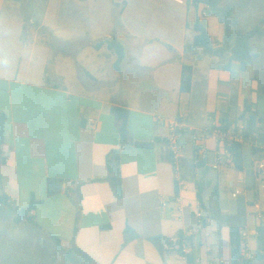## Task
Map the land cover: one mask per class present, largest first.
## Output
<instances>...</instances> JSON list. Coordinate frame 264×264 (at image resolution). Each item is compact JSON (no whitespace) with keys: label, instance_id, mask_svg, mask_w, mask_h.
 I'll list each match as a JSON object with an SVG mask.
<instances>
[{"label":"crops","instance_id":"crops-1","mask_svg":"<svg viewBox=\"0 0 264 264\" xmlns=\"http://www.w3.org/2000/svg\"><path fill=\"white\" fill-rule=\"evenodd\" d=\"M60 1H40L37 21L24 14L32 12L23 8L31 0H0V196L7 204H0V264H15L10 256L16 247L21 252L26 240L31 242L18 225L38 246L43 241L61 252L55 237L63 247H76L87 264H183L175 251L159 252L151 238L158 237L163 247L167 238L184 236L199 264L230 262V225H250L244 198L260 197L254 168L248 174L241 157L240 170L216 171L211 167L214 141H204L200 162L192 143V134L202 135L213 121L230 129L245 111L230 82L209 92L213 67L223 66L205 69V56H215L201 49L185 53L193 37L187 42L180 24L174 38L166 29L164 35L152 34L122 21L114 37L124 57L116 69L115 52L103 44L113 37L110 28L104 31L99 24L87 31L63 15L67 8L56 7ZM222 38L213 39V45ZM183 65L191 67L187 91L181 89ZM113 107L127 110L134 141L152 145L126 146ZM169 119L185 124L179 163L185 186L179 190L167 145ZM246 144L254 164L252 146ZM113 152L119 157L121 197L109 180L107 161ZM233 171L239 172L236 179ZM230 180L243 188V195L232 196ZM177 195L185 207L182 221L173 202ZM33 199L36 224L16 223L17 211ZM197 202L210 219L201 227L194 219ZM220 217L231 219L221 222Z\"/></svg>","mask_w":264,"mask_h":264},{"label":"rangeland","instance_id":"rangeland-1","mask_svg":"<svg viewBox=\"0 0 264 264\" xmlns=\"http://www.w3.org/2000/svg\"><path fill=\"white\" fill-rule=\"evenodd\" d=\"M25 2L26 0H22ZM40 1L31 0L29 5H24L23 8H28L30 13L25 12L26 18L36 19L40 17ZM116 3L114 4L113 3ZM187 0H61L60 8L64 9V16L70 17L78 26L84 27L87 31L102 24L104 31L107 27L115 38V34L120 29V23L124 21L131 28L134 26H142L147 32L152 34L157 33L164 35L166 29L170 36L174 38L177 35V28L183 26L187 32V42L191 40L194 34L193 27L188 28L185 24H193L196 15L199 14L201 22L205 25L208 31L213 35V39H220L224 36L225 28L232 34L245 33L254 27H259L264 32V0H220L221 7L232 6L234 9L231 18L227 23L219 20L215 13L207 15L202 14V10L196 11L193 6L185 4ZM25 4V3H24ZM56 2L52 3L55 7ZM123 12V17L121 16ZM37 23V22H36ZM172 30V28H174ZM173 31V32H172ZM174 33V34H173ZM253 48L256 57L253 63L246 71L239 69L238 63L233 62L229 67H225L228 60L225 58H216L205 56L201 63L205 69H208L212 64L222 65L220 69L213 67L212 76L210 77L209 92L215 93L217 88L228 86V82L233 86V92L239 97V100L246 106H249L252 112H256L258 130L264 131V35L256 36L253 41ZM177 50V49H176ZM202 52V51H201ZM53 64V63H52ZM75 70L77 66L73 67ZM229 85V87H231ZM239 86L240 94L237 87ZM240 102V103H241ZM245 106V107H246ZM240 118V117H239ZM236 119L240 124L244 123L243 119ZM234 122V124L236 123ZM245 126V125H244ZM240 132V131H239ZM200 133L197 134L199 136ZM251 144L250 142H248ZM255 160L264 159V151L253 154ZM242 161L248 174L252 173L254 168L253 161L249 152V145L243 146ZM238 171H233V179L238 176ZM256 179L254 178V181ZM236 182V180H234ZM259 182L256 181L257 190L260 192L259 202L264 211V190L261 189ZM255 197V196H253ZM9 213L14 214L13 210ZM25 221V220H24ZM11 222V220H10ZM16 222V221H15ZM17 223V222H16ZM19 223V222H18ZM18 232H24L26 239H31V242L26 240L24 250H19L16 247V252L10 256V260L15 264H83V261L68 257L63 251L56 252L52 250V246L45 245L43 241L40 246L36 245L34 238L24 231L21 225L16 227ZM254 243V244H253ZM257 248V239L250 243V247L245 251L244 255L247 259L253 261V264H264V258L257 260L255 249ZM4 253H2L3 255ZM5 255V254H4ZM81 260H83L81 258ZM225 264H230L228 261Z\"/></svg>","mask_w":264,"mask_h":264},{"label":"trees","instance_id":"trees-1","mask_svg":"<svg viewBox=\"0 0 264 264\" xmlns=\"http://www.w3.org/2000/svg\"><path fill=\"white\" fill-rule=\"evenodd\" d=\"M186 4L188 6H193L197 12L202 10L203 15H207L209 13H215L219 20L222 22L227 23L231 18V15L234 11L232 6L221 7L220 0H187ZM199 10V11H198ZM194 36L190 43L185 44V53L196 54L198 49L202 50V53L205 55L221 57L227 56L228 64L225 67H229L231 62H237L240 66L242 71H245L249 65H251L256 57L254 53V48L252 41L256 36H263L264 32L259 27H254L248 32L245 33H237L232 34L225 28V33L220 41L218 46L213 45V39L210 33L208 32L205 25L201 22L199 14L195 20L194 26ZM103 44H106L108 49L113 50L117 56L115 61L114 67L118 69L123 57H124V47L123 45L116 39H106L104 40ZM191 85V67L188 65H183L182 67V76H181V89L183 91L189 90ZM112 113L115 116L116 120L119 122V131L121 134L122 142L125 143L128 147H147L152 145L151 143L146 142H137L132 139L127 129V110L123 108L113 107ZM245 124L244 130L242 131L243 137L245 142L248 143H260L264 145V131L258 130L256 128L257 123V116L254 112L251 111L249 106L245 107V111L241 114L239 120H242ZM222 127V126H221ZM223 130H228L227 127H222ZM2 133V124L0 122V144L2 142L1 139ZM242 146L243 144L236 143L230 147L234 155L235 160V167L240 170V162L242 157ZM254 154H257L261 151H264V148H260L255 145H251ZM202 166V164H200ZM107 167L109 172V180L112 182L113 187L115 189V193L117 197H121L122 190H121V181H120V172H119V157L117 156L116 152H113L108 161ZM48 194H52L54 192V188L52 186L51 180L48 182L47 186ZM218 190L214 189L212 192V196H218ZM197 197L200 199V192L197 191ZM37 201L32 200L28 208L23 209L21 211H17V215L15 221L21 222L25 220L30 224L35 223V217L31 214L33 211ZM0 204L7 205L5 198L0 196ZM213 211V215H214ZM230 218H219V221H227ZM257 227L259 230V235L257 236V248L255 249V256L257 260H262L264 258V221L257 222ZM242 227L237 223H232L230 225V264H253V261L247 259L244 255L245 251L242 249L241 246V239H240V231ZM182 237H179L178 244L180 245ZM56 247L58 250L63 251L67 254L68 257L73 256V258L77 259L76 256L78 255L77 252L79 251L76 247H63L61 244L60 239L52 237ZM159 238H151V241L156 245L159 252H162L164 249V245L158 241ZM161 240V238H160ZM165 243L171 244L170 239L167 238ZM164 243V244H165ZM254 244V243H253ZM177 251H180L179 249ZM81 253V252H80ZM83 255V254H82ZM85 255V254H84ZM83 255V256H84ZM86 257V256H84ZM82 257L78 256L77 260H81ZM83 259V258H82ZM188 261L190 264H193L194 258L192 255H188ZM87 264V263H83Z\"/></svg>","mask_w":264,"mask_h":264},{"label":"built area","instance_id":"built-area-1","mask_svg":"<svg viewBox=\"0 0 264 264\" xmlns=\"http://www.w3.org/2000/svg\"><path fill=\"white\" fill-rule=\"evenodd\" d=\"M90 122H94V118L89 119ZM168 134H167V145L170 153V160L173 166V177L177 189H182L185 186V181L181 177L180 173V159L182 156V144L180 141L181 132L185 129V124L179 119H169L166 121ZM244 123L240 124L236 122L232 128L228 130H223L219 122L213 121L212 127L202 135L192 134V143L194 146V157L195 161L200 162L204 157V148L203 143L206 139H212L215 144L214 150V162L211 165L212 169L216 171H225L235 167V160L230 147L233 144L240 143L244 144L245 139L243 137L242 131L244 130ZM240 131V132H239ZM251 145L264 148L263 144L260 143H251ZM254 175L256 180L259 182L261 189L264 190V159L254 160ZM228 187L232 190L233 197H239L244 194V190L240 187L234 180L228 182ZM244 201L249 208V215L252 217V223L240 231L241 246L244 251H247L250 247V243L257 238L259 235V230L257 227V222L264 221V211L263 207L259 200L255 197H245ZM175 210L177 214V219L179 221L183 220V213L185 210L184 204L182 203L180 196L177 195L173 199ZM167 203L162 202V205L165 206ZM194 219L196 225L201 227L204 223L210 221V219L205 216L201 203H196ZM193 232L190 233V235ZM179 237L170 238V243L164 244L165 250L175 251L180 259L183 261V264H190L188 261L189 249L186 246V237H182L180 245L178 244ZM180 251H177V250ZM199 258H196L193 264H199ZM223 260H219L220 264H223Z\"/></svg>","mask_w":264,"mask_h":264}]
</instances>
